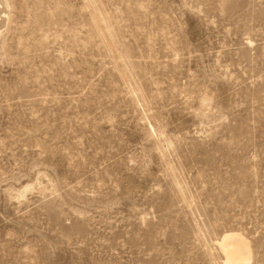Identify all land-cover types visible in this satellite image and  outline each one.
Instances as JSON below:
<instances>
[{
	"label": "rangeland",
	"instance_id": "374dc122",
	"mask_svg": "<svg viewBox=\"0 0 264 264\" xmlns=\"http://www.w3.org/2000/svg\"><path fill=\"white\" fill-rule=\"evenodd\" d=\"M264 264V0H0V264Z\"/></svg>",
	"mask_w": 264,
	"mask_h": 264
},
{
	"label": "bare ground",
	"instance_id": "6f19581e",
	"mask_svg": "<svg viewBox=\"0 0 264 264\" xmlns=\"http://www.w3.org/2000/svg\"><path fill=\"white\" fill-rule=\"evenodd\" d=\"M225 264H248L252 260L249 242L238 232H225L217 242Z\"/></svg>",
	"mask_w": 264,
	"mask_h": 264
}]
</instances>
